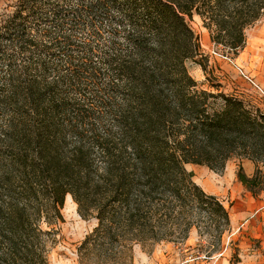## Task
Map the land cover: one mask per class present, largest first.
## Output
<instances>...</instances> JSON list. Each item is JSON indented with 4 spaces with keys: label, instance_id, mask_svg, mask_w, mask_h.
<instances>
[{
    "label": "trees",
    "instance_id": "obj_1",
    "mask_svg": "<svg viewBox=\"0 0 264 264\" xmlns=\"http://www.w3.org/2000/svg\"><path fill=\"white\" fill-rule=\"evenodd\" d=\"M193 15L236 57L264 0H14L0 14V264H50L66 196L97 220L80 264H106L88 254L193 226L220 243L229 212L188 164L249 160L238 182L264 189V111L190 76Z\"/></svg>",
    "mask_w": 264,
    "mask_h": 264
},
{
    "label": "rangeland",
    "instance_id": "obj_2",
    "mask_svg": "<svg viewBox=\"0 0 264 264\" xmlns=\"http://www.w3.org/2000/svg\"><path fill=\"white\" fill-rule=\"evenodd\" d=\"M14 0H0V14L12 5ZM189 25L198 37L203 56L186 62V68L201 88L209 89L212 84H220L226 94L241 99L251 110H261L256 91L264 90V18L245 30L246 44L236 56L223 54L211 44L208 31L202 26L201 19L193 15ZM205 65L202 70L199 62ZM241 162L231 158L221 172H214L205 166L187 165L185 169L193 174V182L208 194H215L231 212L239 198L238 191L233 189L236 172ZM213 192V193H212ZM264 199V189L257 195ZM63 222L56 225V244L49 254L50 264H80L77 248L86 235L97 225L95 218L83 219L77 212V206L71 196H66L61 210ZM238 232L227 230L220 243L209 234L199 235L197 228L189 229L186 238L181 241L175 238L153 244H133L123 256L118 242L113 246V253L104 257L88 254V261L107 262L106 264H176L188 254L207 255V259H197L188 264H260L263 262L264 250L260 242L247 240L238 247L241 241ZM236 235V236H234ZM237 237V238H236ZM212 246L214 247L212 249ZM175 247H177L175 249ZM210 251V252H209ZM93 264V263H92Z\"/></svg>",
    "mask_w": 264,
    "mask_h": 264
},
{
    "label": "crops",
    "instance_id": "obj_3",
    "mask_svg": "<svg viewBox=\"0 0 264 264\" xmlns=\"http://www.w3.org/2000/svg\"><path fill=\"white\" fill-rule=\"evenodd\" d=\"M240 162L244 174L247 177H251L255 170L254 164L249 160H240ZM233 189L242 193L236 201V207L230 212L227 207L223 206L229 212V229L238 232L237 234L241 236L238 247L240 248L242 245H245L247 240H256L260 242L264 250V199L262 200L258 196L247 191L238 180L235 182ZM211 195L215 196V194ZM176 248L177 247H175V249ZM262 259L263 262L260 264H264V256Z\"/></svg>",
    "mask_w": 264,
    "mask_h": 264
},
{
    "label": "built area",
    "instance_id": "obj_4",
    "mask_svg": "<svg viewBox=\"0 0 264 264\" xmlns=\"http://www.w3.org/2000/svg\"><path fill=\"white\" fill-rule=\"evenodd\" d=\"M256 94L258 96V100H259V105L261 106V110L264 111V90H259V91H256ZM214 247L212 246V249ZM210 252V251H209ZM208 256V253L207 255H193V254H188L184 260H181L180 262L176 263V264H188V263H191V262H194L196 261L197 259H207Z\"/></svg>",
    "mask_w": 264,
    "mask_h": 264
}]
</instances>
